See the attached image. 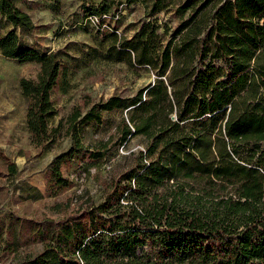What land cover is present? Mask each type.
<instances>
[{
  "label": "trees",
  "instance_id": "16d2710c",
  "mask_svg": "<svg viewBox=\"0 0 264 264\" xmlns=\"http://www.w3.org/2000/svg\"><path fill=\"white\" fill-rule=\"evenodd\" d=\"M18 1L0 0L9 26L0 56L37 65L18 87L29 142L42 152L59 136L51 93L65 67L58 50L20 43L14 29L34 26ZM119 5L86 10L84 24L88 15L110 19L107 29L90 27L105 43L90 60L148 69L153 82L131 99L80 100L62 133L71 145L48 165L45 193L69 188L63 164L94 159L80 133L98 128L104 113L125 110L130 126L121 120V140L139 136L143 150L96 205L56 221L27 220L25 240L41 249L10 264H264V0H182L170 31L152 19L159 11L152 8L128 37L117 26ZM0 162L14 173L1 150ZM1 251L14 255L13 240Z\"/></svg>",
  "mask_w": 264,
  "mask_h": 264
},
{
  "label": "rangeland",
  "instance_id": "374dc122",
  "mask_svg": "<svg viewBox=\"0 0 264 264\" xmlns=\"http://www.w3.org/2000/svg\"><path fill=\"white\" fill-rule=\"evenodd\" d=\"M116 1L123 5L117 26L124 37L132 34L137 23L150 15L152 8L159 10L152 19L169 31L180 19L174 10L182 0H160L156 5L153 0L18 1L19 8L34 26L28 32L14 29L20 43L37 53L58 50L65 67V81L51 93L56 111L52 125H61L59 136L40 152L30 144L25 131V103L18 87L20 79L35 77L37 65L17 64L0 56V150L15 167L10 175L0 162L1 264H10L24 255L32 256L40 251V244H28L25 240L30 231L27 220L56 221L64 214L96 205L110 180L132 167L137 153L143 150L144 143L139 136L121 140V122L130 126L125 110L119 108L104 113L98 128H84L80 133L81 144L97 151L94 159L63 164L61 175L70 183L69 188L53 197L45 193L48 165L71 145L69 137L62 133L80 100L84 97L94 102L111 97L131 99L139 89L153 82L154 76L148 69L90 60L92 51H104L105 43L100 34L83 23V16L86 10L99 7L111 10ZM7 29L9 26L0 18V35ZM7 239L13 240L16 253L6 257L1 249Z\"/></svg>",
  "mask_w": 264,
  "mask_h": 264
},
{
  "label": "built area",
  "instance_id": "2783aa9c",
  "mask_svg": "<svg viewBox=\"0 0 264 264\" xmlns=\"http://www.w3.org/2000/svg\"><path fill=\"white\" fill-rule=\"evenodd\" d=\"M121 8H122V5L120 4L117 9L120 10ZM108 20H110L108 15H101V16L88 15L86 16L84 22L89 27H92L95 30H103V29H107V26L105 23L108 22ZM115 32L117 33V31Z\"/></svg>",
  "mask_w": 264,
  "mask_h": 264
}]
</instances>
